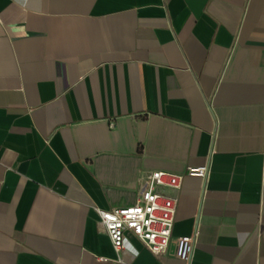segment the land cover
I'll use <instances>...</instances> for the list:
<instances>
[{
    "label": "crops",
    "instance_id": "obj_1",
    "mask_svg": "<svg viewBox=\"0 0 264 264\" xmlns=\"http://www.w3.org/2000/svg\"><path fill=\"white\" fill-rule=\"evenodd\" d=\"M185 176L168 251L95 207ZM264 264V0H0V264Z\"/></svg>",
    "mask_w": 264,
    "mask_h": 264
},
{
    "label": "built area",
    "instance_id": "obj_2",
    "mask_svg": "<svg viewBox=\"0 0 264 264\" xmlns=\"http://www.w3.org/2000/svg\"><path fill=\"white\" fill-rule=\"evenodd\" d=\"M209 169L210 162L189 166L183 173L152 171L142 179L133 204L111 209L95 207L98 227L108 235L119 260L124 251L137 254L127 233L134 235L155 256L168 251L178 205V197L169 191L179 189L185 176L200 177L205 182ZM197 237L198 226L191 234L178 237L175 256L190 264Z\"/></svg>",
    "mask_w": 264,
    "mask_h": 264
}]
</instances>
